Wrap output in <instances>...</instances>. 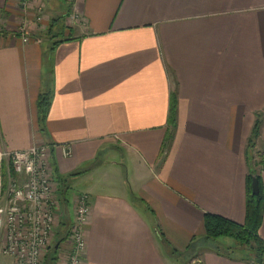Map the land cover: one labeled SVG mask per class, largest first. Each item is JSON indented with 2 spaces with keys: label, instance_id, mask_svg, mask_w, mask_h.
Listing matches in <instances>:
<instances>
[{
  "label": "crops",
  "instance_id": "0c3cea01",
  "mask_svg": "<svg viewBox=\"0 0 264 264\" xmlns=\"http://www.w3.org/2000/svg\"><path fill=\"white\" fill-rule=\"evenodd\" d=\"M43 142L56 175L80 172L62 217L90 195L82 264H259L162 237L184 252L206 213L245 221L250 170L264 188V0H0V150Z\"/></svg>",
  "mask_w": 264,
  "mask_h": 264
},
{
  "label": "built area",
  "instance_id": "2783aa9c",
  "mask_svg": "<svg viewBox=\"0 0 264 264\" xmlns=\"http://www.w3.org/2000/svg\"><path fill=\"white\" fill-rule=\"evenodd\" d=\"M33 0H22L26 7ZM78 16H71L75 20ZM28 41L24 26L19 27ZM51 144L43 142L23 150H0V257L12 264H45L47 248L63 216L59 183L55 179ZM71 155V148L64 147ZM90 195L78 192L69 228V252L58 264H82Z\"/></svg>",
  "mask_w": 264,
  "mask_h": 264
},
{
  "label": "trees",
  "instance_id": "16d2710c",
  "mask_svg": "<svg viewBox=\"0 0 264 264\" xmlns=\"http://www.w3.org/2000/svg\"><path fill=\"white\" fill-rule=\"evenodd\" d=\"M51 29V28H50ZM49 29V30H50ZM51 104V95L48 92H45L40 95L38 106H39V120L42 126L47 118L48 110ZM171 124L173 128L176 127V102L173 99L171 105ZM259 135V121H256V124L253 129V133L249 139V147H254L255 140ZM172 136V135H171ZM170 138V137H169ZM262 167L264 168V160L261 161ZM54 169V165H53ZM80 172H75L69 174V176L76 175ZM55 177L59 183L65 182V178L60 175ZM257 176L259 181V193L254 194L252 189L253 177ZM60 188V187H59ZM65 191V190H64ZM63 191V192H64ZM61 202L64 203V198L60 193ZM63 206V204H62ZM264 218V188L262 185L261 175L256 172L255 169L250 170L247 175V199H246V216L243 223L236 222L228 217L223 215L206 213L204 224H205V233L203 236L194 237L188 247L184 252H179L173 248L168 240L165 237H162V242L166 250H169L171 254L177 255L181 254L187 259H193L197 256L198 251L203 244H208L212 241H216L219 237H230L235 240L236 246H242L247 249H250L253 255H264V241L259 236V229L263 223ZM68 218H62L58 231L56 232L57 243L52 247L50 246L46 254V264H57L59 246L62 242L68 239L69 228L71 221L67 220ZM161 235L162 232L159 230ZM218 251V248H217Z\"/></svg>",
  "mask_w": 264,
  "mask_h": 264
},
{
  "label": "rangeland",
  "instance_id": "374dc122",
  "mask_svg": "<svg viewBox=\"0 0 264 264\" xmlns=\"http://www.w3.org/2000/svg\"><path fill=\"white\" fill-rule=\"evenodd\" d=\"M69 19L70 21H72V18L71 16H69ZM77 20V18L75 19ZM112 159H114V161H119V159L117 157H112ZM112 169H109V170H106L107 173L111 172ZM113 176L115 177H118V174H115L113 173ZM124 176L125 177H128L127 173H126V170L124 169ZM114 177V178H115ZM59 191H60V188H59ZM61 198V197H60ZM63 204V203H62ZM63 207V206H62ZM68 213V212H67ZM64 217V216H63ZM62 216L59 218V221L57 222V227H56V231H55V235L50 243V246H54L56 243H57V238H56V232L58 231V228L60 226V222L63 218ZM216 245H217V248H218V252L222 253V254H230V255H233V254H236V253H243L245 255H252L250 252V249H247L245 247H237L236 245H233V243H235V240L233 238H230V237H226V236H223V237H219L217 240H216ZM69 246H70V242L68 240L64 241L63 244H62V254L64 257L67 256L68 252H69ZM48 248H47V251H46V254L48 252ZM10 262H8V260L5 258V257H0V264H9ZM58 260H57V264H58ZM45 264H46V255H45Z\"/></svg>",
  "mask_w": 264,
  "mask_h": 264
},
{
  "label": "water",
  "instance_id": "95a60500",
  "mask_svg": "<svg viewBox=\"0 0 264 264\" xmlns=\"http://www.w3.org/2000/svg\"><path fill=\"white\" fill-rule=\"evenodd\" d=\"M252 189H253V193L257 194L259 193V181L257 176L253 177V181H252ZM257 257V262L259 264H264V255H258Z\"/></svg>",
  "mask_w": 264,
  "mask_h": 264
}]
</instances>
